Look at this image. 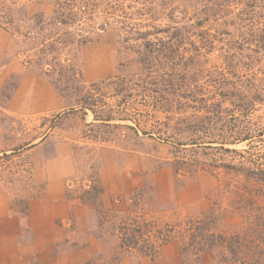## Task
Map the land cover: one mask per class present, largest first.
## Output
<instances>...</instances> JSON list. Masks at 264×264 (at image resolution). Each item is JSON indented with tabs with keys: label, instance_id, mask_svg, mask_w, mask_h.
<instances>
[{
	"label": "rangeland",
	"instance_id": "374dc122",
	"mask_svg": "<svg viewBox=\"0 0 264 264\" xmlns=\"http://www.w3.org/2000/svg\"><path fill=\"white\" fill-rule=\"evenodd\" d=\"M55 1L0 0V55L43 77L63 107L16 124L3 117L0 144L10 151L0 152V190L18 196L22 211L42 198L24 147L42 144V169L64 141L78 172L110 161L127 187L115 199L124 212L107 226L93 220L96 264H161L174 250L179 264H264V183L249 175L264 171V0H100L52 27L44 20ZM65 32V43L42 53L41 43ZM18 81L0 72L1 107ZM219 101L221 119L212 111ZM89 193L92 216L113 215ZM62 225L74 229L71 219Z\"/></svg>",
	"mask_w": 264,
	"mask_h": 264
},
{
	"label": "crops",
	"instance_id": "0c3cea01",
	"mask_svg": "<svg viewBox=\"0 0 264 264\" xmlns=\"http://www.w3.org/2000/svg\"><path fill=\"white\" fill-rule=\"evenodd\" d=\"M0 72L3 76H19L9 101L0 106V142L4 138L1 134L3 117L15 118L16 124L17 121L33 120L35 116L48 117L63 108L56 89L43 77L23 68L19 59H3L0 55ZM47 134L40 139H44V144L49 141ZM40 147L42 144L35 150L33 141L24 147L22 155L27 156L24 161L34 192L35 171L39 172L37 181L44 183L42 198L35 200L33 195L22 211L13 202L18 196L0 190V264H96L101 252L97 250L98 244L92 241L95 233L93 220L107 226L108 219H115L116 214L126 210V202L121 206L115 199H123L127 187L112 171L113 168L107 170L110 161L107 165L99 164L97 168L88 169V172H78L72 160L71 146L64 141L56 142L48 150L45 168L40 169L35 162V152L41 151ZM9 151V148L0 144V152ZM80 174L83 180L77 179ZM73 178L77 181L75 186ZM106 183L112 185L106 186ZM92 189L95 190L93 196L98 206L102 210L104 207H112L110 210H113V215L95 217V214L92 216L89 213L92 206L84 197L88 191L92 194ZM80 193L82 195L78 196ZM69 219L73 222L72 231L62 225ZM72 240L74 245H71ZM141 260L142 264H146L145 259ZM179 260V252L174 250L170 258L161 264H179Z\"/></svg>",
	"mask_w": 264,
	"mask_h": 264
},
{
	"label": "trees",
	"instance_id": "16d2710c",
	"mask_svg": "<svg viewBox=\"0 0 264 264\" xmlns=\"http://www.w3.org/2000/svg\"><path fill=\"white\" fill-rule=\"evenodd\" d=\"M100 0L97 1H93V0H82V8L80 10H78V12H76L77 10L74 8L73 4H70L69 0H56L54 2V9L52 12V15L50 18H48L47 20H44L47 24H50L52 27H54L55 25H62V26H67V25H71L74 21H76L77 17L79 14H81V12H87L89 13V9L95 8V4L98 3ZM63 7H66L65 9ZM90 14V13H89ZM89 17H91L92 15H88ZM44 16L43 15H35V23H41V21L43 20ZM105 25V24H104ZM102 29V28H101ZM71 36V34L65 32L63 34H60L57 36V39H54L53 42H51V44H49V42L51 41L50 39L46 42L44 41L43 43H41L40 48L42 47L41 51L42 53L45 51H50V50H55V47H57V45H62L63 43H65L68 39V37ZM58 50V49H57ZM262 96V95H261ZM263 97V96H262ZM221 103L222 101H219L218 103L213 105V116L221 119V109H223L224 107H221ZM83 105H86L83 103ZM82 109H88L90 110V107L88 106H81ZM92 114L94 115V121H104L103 119H98L94 112L91 110ZM249 138L244 135L240 138H236L235 140H226V139H222L219 142H216L217 146H218V150L224 151V152H228L230 150H228V148H225L226 145H233V144H238V143H242L247 141ZM224 167H229V168H234L233 166H229V165H224ZM251 177H256L258 180H260L261 182L264 183V171L261 170H254L249 174ZM96 188V187H95ZM93 192L92 194L95 192L94 189H92ZM90 191H88L89 193Z\"/></svg>",
	"mask_w": 264,
	"mask_h": 264
}]
</instances>
